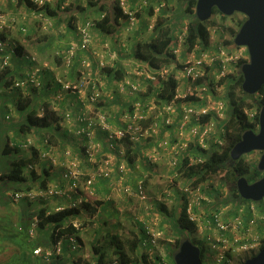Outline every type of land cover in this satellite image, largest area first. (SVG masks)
<instances>
[{"label":"built area","instance_id":"built-area-1","mask_svg":"<svg viewBox=\"0 0 264 264\" xmlns=\"http://www.w3.org/2000/svg\"><path fill=\"white\" fill-rule=\"evenodd\" d=\"M29 1L36 7V9L30 10H32L35 18L40 22L42 29H49L52 26V20L39 8L44 7L46 4H51L53 0ZM128 2L130 0H118L123 14L122 22L125 25L124 29L126 32L136 31L138 29L137 14L148 8L151 5V1L138 0V4L134 7H131ZM66 3L67 0H64L63 6H66ZM162 9L163 4L159 3L158 6H154L153 12H159ZM13 22L15 23L13 16L0 12V34L6 28H9ZM94 24V21L87 19L79 26L78 42L70 44L62 57L66 68L74 66L76 55L79 53L86 54L89 50L92 44L91 30ZM154 25L155 23L149 24L148 28L152 30ZM20 30L23 33L27 32V29L24 27H21ZM213 31L217 30L213 28ZM185 34L186 26L173 35V53L176 56V60L179 59L178 56L183 52ZM209 35L210 38H213L211 31H209ZM220 35H222V31ZM101 51L107 52L109 57L114 55V52H111L107 45L103 46ZM244 52L245 47L227 46L222 36L208 50L201 51L198 46H195L192 52L185 55L180 61L178 60L175 66L164 64L157 69H152L142 62L134 60L135 67L130 75L134 79L126 78L119 82L117 91L118 93L129 91V93L133 94L141 92L144 89L142 87L143 83L154 84L157 87L155 91L153 90V105L147 106L144 103H147L145 99H141V101L136 100L131 104L132 109L122 116L124 125L116 127L110 123L109 116L106 113L95 111L96 105L107 104L115 100V93L105 91L103 84H101L97 77V73L94 72L95 68H105L108 64H106L102 55H97L100 58L96 59L95 63H93L91 58L80 57L75 68L77 77L73 81H62L56 77L54 78V83L59 86L61 92L75 95L79 102L82 103L79 110L80 113L76 116V121L82 124V126L75 131V134L79 137H84L86 140L82 145V150L87 160L94 162L97 154L101 153L99 144L94 140L95 129L104 133V139L109 149L118 150V155L125 157V150L121 142L125 136L129 137V140L133 143V149H136L140 142L149 139L162 127L167 131L175 129L178 138L173 143L169 139L159 141L154 147L155 149L146 154V159L148 162H155L161 156H159L158 150H163L166 153L176 150L173 156H177L170 163L173 167L179 169L181 162L185 159L188 160L189 166L203 162L202 157L195 154L193 149L197 147L208 149L209 146L217 148L223 145L227 100L226 94L223 92V88L226 87L225 82L224 84L220 82L222 79L227 80L230 76L236 74L239 62L244 58ZM16 53V46L11 40L0 39V54L3 55L0 62L1 70L9 66L10 58L16 55ZM30 59L34 63L31 68L32 70H29L21 79L13 80L12 88L22 89L28 87L40 89L42 87V81L39 77L42 68L38 65L35 57H31ZM170 74H173V78L177 82L174 97L169 102L157 104L156 99L162 89L159 80L167 78ZM140 78H143V80ZM155 109H157L156 113L152 117L154 120L152 119L153 121L150 124L145 125L144 123L149 117L151 118L149 112ZM38 111V116H42L44 107L40 106ZM91 112L95 114L92 115ZM244 112L248 116V119L252 121L257 111L250 107L245 109ZM70 117L69 112L64 114L65 119L69 120ZM160 117H162V121L159 122L158 118ZM206 117L208 119L204 120ZM32 142L31 138H27L26 143L23 144V148H30ZM40 153L41 160L49 157V150L41 151ZM65 154L71 155L68 151ZM70 166L65 173V177L71 180L68 190H62L58 185L50 188L39 187L36 189L14 191L11 194V198L18 202L21 200L34 201L38 198L47 199L63 195L70 200L69 209L77 208L78 205L84 202V198L78 192V182L81 173L76 167L74 160L70 161ZM117 168L123 171L125 163H119ZM27 170H35V165L29 164ZM108 175L107 170L101 169L97 174L90 176L85 181L86 190L93 185L96 177L105 178ZM176 176L178 175L176 174ZM122 188L125 195L135 196L141 201L148 200L142 181L138 182L135 187L125 185ZM180 190L183 193L182 202L185 206L186 215L190 221L196 223V234L198 232V235L204 240L205 245L212 251L213 261L216 264H236L245 254L249 256H251L250 254H256L261 240L256 238L250 241L251 230L256 223L253 218L248 221L239 215L224 218V212L214 211L203 223L202 216L197 211L203 207V204L209 203V200L204 196L202 188H190L185 182ZM69 191L72 193H69ZM73 193L78 196L76 200H72ZM258 204L264 205V199ZM63 209V207H58L54 212ZM258 212V219L263 220L264 209ZM71 223L75 229L81 228L79 220L72 219ZM18 230H22V228L18 227ZM36 230H38V219L34 216L26 231L28 237L34 238ZM144 231L145 235L141 240V245L145 247V251L147 250L149 255H152V248L155 247L160 237V232L153 231L147 224L144 225ZM63 238L67 240L69 248L72 250L79 247L75 235L71 234ZM63 238L53 246L47 248L36 247L33 250V255L43 257L44 260H49L54 252L57 254L61 253ZM161 263L166 264L163 260Z\"/></svg>","mask_w":264,"mask_h":264},{"label":"crops","instance_id":"crops-1","mask_svg":"<svg viewBox=\"0 0 264 264\" xmlns=\"http://www.w3.org/2000/svg\"><path fill=\"white\" fill-rule=\"evenodd\" d=\"M68 3H73L84 8L83 11L75 14L76 21H74L75 23L73 22L74 25L69 27L67 22L59 21L58 18L55 17L51 18L52 26L47 30H43L40 26V22L35 18L34 13H32V10L23 5H17L16 0H0V12L15 18V26L8 32L7 39L15 44L17 53L11 57L10 64L6 68H8L14 80L17 79L16 75H21L22 72L27 69L28 71L32 70L31 68L34 63L31 59L29 61V59L25 58V56H29L30 58L35 57L38 65L42 68L39 74L42 81V87L40 89L34 90L32 88H27L25 90H20L12 87L6 88L0 85V93L3 92L0 95V97L3 98L0 99V109L5 107L9 112L8 114H10L8 122H3V117L0 115V142L4 141L7 137L14 143H23L25 139L31 138L33 140L34 149L39 152L42 150L45 151L41 140L43 133L39 130H32V133L28 135H20L15 129L18 128L19 124L23 121L24 114L34 110L38 113L40 106L45 104L61 118L59 129L55 133L58 144L51 147L48 158L44 160L40 159L37 165H35V172L38 178L35 182L29 183V185L31 189L39 188L41 181L45 179L47 188L58 185L60 189L65 191L68 190L71 180L65 177V173L71 167L70 161L74 160L76 167L81 173L78 182V192L80 196L84 198V202L77 206L76 209L79 210V213L72 219H77L81 223L79 231L87 229V227L85 228L86 225L82 227L81 221H88V223L94 225L93 232L95 233L93 236H95V240V238L104 234V225H113L120 220V212L117 213L114 209L122 210L127 207L130 200H133V197L138 199L135 196L125 195L123 193V186L135 187L138 182L142 181L143 185L146 183L144 187H148V199H152L153 201L159 200L160 198L158 199L157 197L161 194H164L165 197L166 195L170 196L174 188L182 187L181 185H175L170 180L174 178L176 174H179L178 170L180 168L176 169L170 163L172 159L177 156H173L176 150L168 153L163 150H158L159 156H161L155 162H148L146 159V154L152 152L159 141L169 139L173 143L178 136L175 129L167 131L160 127L153 136L149 137L146 141L140 142L138 148L133 149L136 156H134V162L131 163L126 160V157L119 156L118 150L109 149L104 139V133L95 129L94 140L99 144L101 153L97 154L94 162L87 160L82 150V145L86 140L84 137H79L75 134V131L82 126V124L76 121V116L80 113L79 110L82 103L79 102L75 95L61 92L59 86L54 84V78L58 77L60 67L63 65L62 57L64 52L70 44L77 43L79 40L78 28L80 24L89 18L98 20L103 12L91 10V8L86 5V0H67L66 4ZM138 19V29L136 31L126 32L123 23L121 30L113 39L99 33L93 28L91 30L92 44L89 50L86 54L79 53L76 56V59H80L82 56L91 58L93 63H95L96 59L100 58L99 56L102 55L106 64L108 63L107 66L109 68H112L114 71L119 69L123 74V77L118 79L113 76V73L107 75L104 73V70L101 71L99 69L101 72L97 70L98 78L101 84H103L104 90L115 93V100L107 104L96 105L95 111L98 113H106L109 116L110 123L114 127L124 125L122 116L132 109L131 104L136 100L141 101V99H145L147 103L143 102L147 106L153 105V91H148L149 84L147 83L142 84L144 89L138 93L131 94L129 91L118 93L117 91L119 82L126 78L134 79L133 76H130L135 67L132 49L135 44H137L140 38L139 32L142 30V28H140L139 15ZM25 26L27 28V34L33 36L32 39H28L27 36H24L20 32V28ZM34 39V44L28 43V41ZM105 45L109 47L111 52H114L112 57H109L107 52L101 51L102 47ZM33 47H35L38 52L37 55L39 60H37V55H34ZM50 51L52 54L55 51L54 53L56 56H52V60L54 61L49 62L51 57ZM98 54L99 56H97ZM2 57L3 55L0 54V60ZM74 66L72 70L75 71ZM73 73V71H70L66 77L67 81H73L75 77H77L76 71L75 75ZM140 79L143 80V78ZM14 90L16 91L15 95L12 92ZM12 97L15 99L12 100ZM19 98L31 99V105L27 108L25 113H21V111L18 110L16 102ZM156 102L157 104L161 103L158 98ZM156 110L157 109L149 112L151 118L149 117L145 123L150 124L154 120L152 117H154L153 114L156 113ZM66 112H69L71 116L69 120L64 118ZM91 114L94 115L95 113L91 112ZM158 120L159 122L162 121V117L158 118ZM67 151L71 153L70 156L65 154ZM122 162L125 163L123 171L117 168V165ZM101 169L107 170L109 173L108 177H96L93 185L86 190L85 181L90 176L97 174ZM161 176L168 177L169 180H167V182L170 183L166 182L163 186L161 184H156L159 183L158 179ZM9 187L12 186L4 185L0 180V264H32L35 258H37L33 255L34 248L38 246L45 248L46 241H48L50 237V231L45 229L40 231L39 229L36 230L34 238L28 237L26 231L32 218L36 216V213L40 209H46L49 213L54 212L58 207L69 209L70 200L63 195H57L47 199L38 198L34 201L21 200L16 202L11 198L14 189ZM198 188H206V186L201 185ZM21 190H25V188H21ZM69 193L72 192L69 191ZM77 198L78 196L73 193L72 200H76ZM112 203L114 205L113 210ZM258 203H245L240 207L239 213L236 212V215L242 218L245 216L243 219L246 218L248 221L253 218L256 222L252 227L250 241L256 238L259 240L264 239V219H258L259 212L257 211V207L260 206ZM84 204H88V208L84 207ZM240 212H242V214H240ZM229 216V214L227 216L224 214L223 217L227 218ZM145 224L146 223L143 222V227ZM18 227H21L22 230H18ZM255 227L259 230L258 234L253 232ZM89 235L92 236L91 233ZM79 237L83 242L84 238L82 234H80ZM199 239L202 238H198V241ZM63 242L61 252L63 251L65 255L68 254L67 250L70 248L66 240H63ZM206 248L208 247L206 246ZM166 257L167 254L165 255V258ZM166 262V264H171L169 261Z\"/></svg>","mask_w":264,"mask_h":264},{"label":"trees","instance_id":"trees-1","mask_svg":"<svg viewBox=\"0 0 264 264\" xmlns=\"http://www.w3.org/2000/svg\"><path fill=\"white\" fill-rule=\"evenodd\" d=\"M63 1L64 0H54V2H52L54 5L46 4L44 7L39 9L42 10L49 18L57 17L59 21L67 22V25L71 27V25H74V21H76L75 14L77 12L83 11L84 8L73 3H68L66 6H63ZM86 1V5L91 8V10H96L98 12L100 11L101 13L103 12L99 19L95 21L93 28L99 33L109 36L112 39L116 37L123 25V14L118 0ZM164 1L166 3H170L171 0ZM179 2L180 11H178L172 17L166 18L157 16V20L155 21L153 28L155 33L154 36L149 40L140 41L135 44L132 49L133 60L142 62L152 69H157L164 64L175 66L177 61L176 56L173 53V35L177 32L176 25L179 22L178 20H181L180 18H182L183 13L189 17V21L186 24L183 53L186 55L190 54L195 46H198L201 51L211 48L212 44L209 35V21L200 22L196 18L194 13L195 1L179 0ZM16 4L23 5L28 9H36V7L29 0H16ZM216 14L222 15L214 8L212 15ZM149 15H153V8L151 5L149 6ZM86 20H84L81 24H83ZM242 22L237 24L238 29ZM13 26H15L14 22L9 26V28H6L4 32L0 34V39H7L8 32H10V29ZM24 28H26V26ZM20 32L24 36H27L28 39L33 38V36L28 35L27 32L23 33L22 30H20ZM236 32L237 31L232 33L230 42H226L233 47H236L233 44V38ZM74 59L76 63H74V65H77L79 59H76V57ZM245 62V60H241L239 62V68L237 69L236 74L230 76L227 80L222 79L220 82H223V84L225 82V96L227 100V114L223 145L217 148L209 146L208 149H202L198 147L193 149L195 154L202 157L203 162L189 166L187 162L188 160L185 159L181 162V167L179 169L181 170L183 177L186 179V184L190 186V188H197L212 180L214 177H221L222 183L225 186V197L221 198L224 194L221 188L216 189L213 195L211 194L213 201L216 203L213 205L216 210H218L220 206L228 205V203H234L239 207L242 203H250V201H246L238 195L236 190V181L240 177H245L248 182L251 183L262 176V173L257 170L256 164H250L246 162L244 156L236 161L232 160L230 157V150L234 144L240 140L242 133L246 130H257L259 110L262 106H264L263 89L258 93V98L254 97V95H247L241 90L243 78L240 72V66ZM102 70H104V73L107 75L113 73L115 78L121 79L123 77V74L119 69L114 71L112 68L106 66L105 68H101V71ZM13 80V76L9 72L8 68L3 70L0 69V85L10 88L12 86ZM159 83L162 85V89L158 93L157 98L161 102L171 101L174 97V92L177 85L176 80L173 78V74H170V76L163 80H159ZM156 87L157 86L154 84H149L148 91H155ZM27 88L28 87H24L20 90H25ZM32 89L36 90V88ZM236 91H238V93H236ZM30 100V98L18 99L16 104L18 110L21 111V113H25L27 108L31 105ZM253 106H256L258 111L256 112L253 120L250 121L244 110ZM43 107L44 111L42 116H38V113H36L35 110L24 114L23 121L15 130L20 135H28L32 133V130H39L41 133H43L41 140L43 142L45 151H47L50 150L51 147L58 144L55 133L59 129V122L61 121V118L57 116L48 105L45 104ZM9 119L10 114H7L2 118V121L8 122ZM207 119L208 117L204 118V120ZM26 140L27 139H25L23 143H14L11 142V140L7 137L3 141V145L0 147V163H3V165L0 167V180L4 185L12 186L9 188H13L14 191L21 190V188H25V190L31 189L29 183L35 182V180L38 178L35 170L28 171L27 166L29 164L32 166L37 165L38 161L40 160L41 153L34 149V147H30L28 149L23 148V144L26 143ZM121 142L125 150L126 160L131 163L134 162V156H136V153L133 151V143L129 140L128 136H125ZM39 187L46 188L45 179L41 181ZM84 207L88 208V204H84ZM162 212L167 213V209L163 207ZM78 213L79 210L76 208L63 209L61 211L50 213L47 212L46 209H40L36 213L39 231L44 229L50 231V237L49 240L46 241L44 246L45 248H47V246H53L61 238L71 234L75 235L77 241L81 243V239L79 237L80 229H75L71 223L72 218L78 215ZM172 216L171 222L174 231L178 234V238L175 240L174 248L168 252V257L171 264H174L172 259L173 252L176 250V248H178L181 240L190 238L188 234H186V231H189L193 234L196 233L197 225L195 222H192L188 219L182 200L181 206L179 208H175V210L172 212ZM141 231L143 232L144 236V229L142 228ZM190 239L194 244L199 246L201 250V259L203 261L205 253L204 243L202 241H197L194 237H191ZM63 240L66 239L63 238ZM261 249H264V239H261L260 241L259 250ZM93 250L97 255L96 263L105 264L104 253H102L97 247H94ZM116 254L118 255V261L121 264H129L122 250H116ZM66 258L67 257H64L61 253L57 254L54 252L49 260H44L43 257H37L32 264H66ZM141 259L144 264H162L158 256H156L154 259H148L147 261V254L142 253Z\"/></svg>","mask_w":264,"mask_h":264},{"label":"rangeland","instance_id":"rangeland-1","mask_svg":"<svg viewBox=\"0 0 264 264\" xmlns=\"http://www.w3.org/2000/svg\"><path fill=\"white\" fill-rule=\"evenodd\" d=\"M54 2V1H52ZM51 2L52 5H54ZM160 4H163V9L159 12L154 11L152 16H149V7L146 8L145 10H143V13H139V18H140V28H142V30H140L139 35L140 38L137 41H144V40H149L150 38H152L154 36V31L153 29H149L148 25L149 24H153L155 23V21L157 20V16H162V17H166V18H170L173 15H175L178 11H180V2L179 0H171L170 3H166L164 0H154L151 1V7L154 6H158ZM128 4H130L131 7L136 6V4H138V0H130V2H128ZM145 13V14H144ZM92 18V17H91ZM90 19V18H89ZM94 19V18H93ZM90 19L92 21H96L95 19ZM181 20H178L179 22L177 23L176 27V31L179 32L181 30V28L183 29L184 26H186V24L189 21V17H187L186 14L183 13L182 18H180ZM139 20V19H138ZM168 20V19H167ZM245 20V16L239 13H235L232 16H229L226 18L223 17V15H212L211 18L208 20L209 21V31L212 32L213 34V38H210L211 44L214 45L215 42L219 39V38H224L225 40V44L229 47L230 44L226 43L227 41L230 42V39L232 38V33L238 30L237 24L239 22H242ZM123 23V22H122ZM213 28L217 31H213ZM222 31V35H220V32ZM26 38V37H24ZM28 41V40H27ZM35 39L34 40H30L28 41V43H33L34 44ZM135 44V43H134ZM33 52L34 55H37V51L36 48L33 47ZM55 52V51H54ZM50 51V61H54L52 60V56H56L55 53ZM186 54H184L182 52V54L180 56H178V60L180 61L182 58L185 57ZM243 60H246V62L248 61V53L247 50L245 48V52L243 53ZM37 60L38 59V55L36 56ZM25 58L29 59L30 61V57L29 56H25ZM11 59V58H10ZM176 60V61H178ZM1 62V60H0ZM77 65L74 67L76 68ZM128 67V66H127ZM238 69V68H237ZM101 72L99 69L94 70L95 73ZM70 71H73L74 75H75V71L72 70V67L70 69L66 68L65 65L63 64L62 67H60V72L58 74V78H60L62 81H67L66 77L68 76V74L70 73ZM28 73V69L25 70L24 72H22L21 75H16L17 79H21L22 76L24 77L26 74ZM66 74V75H65ZM77 74V73H76ZM98 77V75H97ZM76 78V77H75ZM14 93V95L16 94V91H12ZM223 92L226 94V87L223 88ZM3 93V92H1ZM0 93V95H1ZM236 93H238V91H236ZM259 94H255L254 97L258 98ZM0 99H3L2 97H0ZM15 98L12 97V100H14ZM253 108V110H256V106L251 107ZM9 112L7 110V108L2 107L0 109V115H2V117H4L5 115H7ZM153 113V112H152ZM145 125H148V123H145ZM9 133V132H8ZM2 134V133H1ZM3 145V141L0 142V147ZM30 147H34L33 142L32 145ZM44 151V150H42ZM260 157V152H252L250 154L244 155V159L246 160V162L250 163V164H257L258 160ZM3 165V163H0V167ZM1 170V169H0ZM179 174L178 176H174V178L170 179L172 183H174L175 185H181L184 186L185 183V178L183 177V174L181 172V170H178ZM168 177L166 178L165 176H161L158 179L159 183L156 184H161L162 186L164 184H166ZM170 183V182H167ZM146 184V183H145ZM144 184V185H145ZM143 185V186H144ZM203 186H206V188H202V192L204 193V196L209 200V203L207 204H203V207L200 208L197 213L199 215H201L202 217V222L205 223L206 218L208 216H211V214L214 211H222L224 212L225 216H227L228 214L230 215L229 217L235 216L234 214L236 212L239 213V209L241 206H243L245 203H242L241 206H236L234 203H228V205L225 206H220L218 210L215 209V207L213 205H215L216 203L213 201V193L216 191V189L221 188L223 197H225V189H224V184L222 183V179L220 176L214 177L212 180L206 182L203 184ZM146 187V186H145ZM144 187V188H145ZM208 187V188H207ZM148 187L145 188V191L147 193V197L149 198V194H148ZM167 194V193H166ZM212 194V195H211ZM157 197V196H155ZM159 200L153 201L152 199H148L146 201H141L139 199H136L133 197V200H130L127 204V207L123 208L122 210H118V209H114L117 213L120 212V216L119 217V221L117 223H114L113 225H104V234L100 235L99 237L95 238L94 240V233L93 232V227L94 225H91L90 223H88V221H81L82 222V227L85 226V228L87 227L86 230H82L80 231V234H82V237L84 238V241L81 243H79V247L76 248L75 250H72L71 248L67 250L68 254H63V251L61 252L62 255H64V257L66 256V260L67 262H65L66 264H97L96 263V254L94 253L93 248L97 247L102 253H104L105 255V264H121L118 261V255L116 254V250L118 251V249L122 250L126 256V260L129 262V264H144L142 259H141V254H147V261L148 259L151 258H155L156 256H158L160 258V260L162 259L165 263H167L166 261H169V257H168V252L171 251L174 246H175V240L178 238V234L174 231L173 229V225L171 222V218L172 216V212L175 210V208H179L181 206V200L183 199V193L181 192L180 188H174L172 194L170 196L166 197L164 196V194H161L160 196L157 197ZM156 198V199H157ZM220 198V199H221ZM155 199V198H154ZM214 202V203H213ZM165 207L167 209V213H163L162 212V208ZM114 208V205L112 203V210ZM264 209V205H260L259 207H257V211H262ZM173 210V211H172ZM159 212V213H158ZM171 217H170V215ZM223 214V216H224ZM240 214H242V212H240ZM243 216V215H242ZM245 216H243L244 218ZM209 218V217H208ZM246 220V218H245ZM143 222H145L147 225L150 226V228H152L153 231L156 232H160V237L157 240V243L155 245L153 249V254L150 256L149 253L147 252V250L145 251V247H143L141 245V237L143 239V232L142 227H143ZM142 225V226H141ZM144 228V227H143ZM252 231V230H251ZM253 232L255 233H259V230L256 229V227L253 229ZM92 234L89 235V234ZM107 233V235H106ZM186 234H188V236L194 237L197 241L198 238H201L197 234H193L189 231H186ZM202 240V242L204 243L203 239H199V241ZM170 246V248H169ZM204 247H205V253H204V259L203 262L204 264H216L213 261V253L212 251H210L208 248H206V245L204 243ZM35 249V248H34ZM257 252L259 251L258 248L256 250ZM256 252V253H257ZM167 254V257L165 258V255ZM251 256L254 254H250ZM38 257V256H36ZM248 257H250L248 254H245L241 260L239 262H237L236 264H241L245 259H247ZM170 262V261H169Z\"/></svg>","mask_w":264,"mask_h":264},{"label":"water","instance_id":"water-1","mask_svg":"<svg viewBox=\"0 0 264 264\" xmlns=\"http://www.w3.org/2000/svg\"><path fill=\"white\" fill-rule=\"evenodd\" d=\"M195 1L194 13L200 22L208 21L215 8L223 16L235 13L245 16L237 30L233 44L245 47L248 61L240 67L242 74L241 90L247 95H255L264 90V0H186ZM260 152L256 168L264 173V106L259 110L257 130H246L240 140L230 150V157L236 161L252 152ZM238 195L253 203L264 199V175L248 182L245 177L236 181ZM174 264H204L201 250L190 238L181 240L172 255ZM241 264H264V249L245 259Z\"/></svg>","mask_w":264,"mask_h":264},{"label":"flooded vegetation","instance_id":"flooded-vegetation-1","mask_svg":"<svg viewBox=\"0 0 264 264\" xmlns=\"http://www.w3.org/2000/svg\"><path fill=\"white\" fill-rule=\"evenodd\" d=\"M255 152H256V151H255ZM260 154H261V153H260ZM263 175H264V173H262V176H263ZM262 176H261V177H262Z\"/></svg>","mask_w":264,"mask_h":264},{"label":"clouds","instance_id":"clouds-1","mask_svg":"<svg viewBox=\"0 0 264 264\" xmlns=\"http://www.w3.org/2000/svg\"><path fill=\"white\" fill-rule=\"evenodd\" d=\"M241 67V66H240ZM258 128V127H257ZM249 258V257H248Z\"/></svg>","mask_w":264,"mask_h":264}]
</instances>
